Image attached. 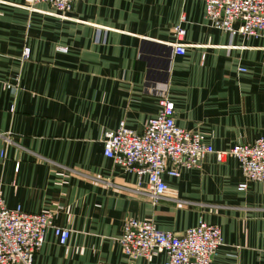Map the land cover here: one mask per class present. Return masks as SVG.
<instances>
[{
    "label": "crops",
    "instance_id": "0c3cea01",
    "mask_svg": "<svg viewBox=\"0 0 264 264\" xmlns=\"http://www.w3.org/2000/svg\"><path fill=\"white\" fill-rule=\"evenodd\" d=\"M48 10L0 0V196L50 210L70 231L60 244L49 228L34 264H164V252L123 253L129 217L176 233L203 218L221 230L212 264H264V184L245 180L236 157L207 153L165 174L153 200L144 177L103 154L105 132L121 120L142 130L161 95L178 125L216 149L264 136V36L213 27L201 0H75L65 18ZM181 15L187 46L177 54Z\"/></svg>",
    "mask_w": 264,
    "mask_h": 264
},
{
    "label": "built area",
    "instance_id": "2783aa9c",
    "mask_svg": "<svg viewBox=\"0 0 264 264\" xmlns=\"http://www.w3.org/2000/svg\"><path fill=\"white\" fill-rule=\"evenodd\" d=\"M25 8L44 3L47 14L65 18L75 0H24ZM204 17L209 23L231 35L264 36V0H201ZM174 25V53L183 54L186 29L181 15ZM58 49L66 51L64 47ZM30 56L29 47L22 50V58ZM158 110L149 116L140 131L126 126L121 120L117 127L107 130L103 138V154L133 172L139 180L145 178L144 191L159 200L167 189L164 175L178 176L183 167L196 166L207 153L218 160L236 157L245 180L264 184V136L252 142L235 143L227 148H214L205 142L197 130L176 123L175 107L166 95L158 98ZM18 166V165H17ZM237 184L239 190L247 187L246 181ZM50 210L28 211L19 205L8 207L0 196V264H34V255L51 228L60 244H65L70 231L52 222ZM118 242L124 254L130 257H147L164 252V264H212L222 243L219 226L199 218L196 224L181 233L159 228L150 219L129 217L124 220Z\"/></svg>",
    "mask_w": 264,
    "mask_h": 264
}]
</instances>
